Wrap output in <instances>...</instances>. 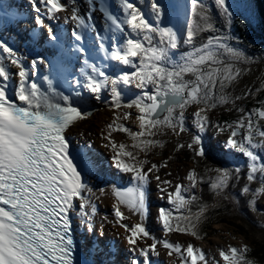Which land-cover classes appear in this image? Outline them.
I'll list each match as a JSON object with an SVG mask.
<instances>
[{"label":"snow or ice","instance_id":"1","mask_svg":"<svg viewBox=\"0 0 264 264\" xmlns=\"http://www.w3.org/2000/svg\"><path fill=\"white\" fill-rule=\"evenodd\" d=\"M241 6L242 27L254 19L264 26V9L257 14L252 0H0V264H81L78 241L87 247L104 236L96 220L105 196L112 219L102 221L122 230L123 264H154L161 248L170 264H254L246 243L205 253L169 238H203L219 207L202 202L203 186L218 202L264 215V76L258 86L243 83L257 58L232 34ZM248 99L251 108L240 104ZM93 101L111 113L98 138L125 184L90 183L95 162L75 142L92 111L102 110ZM218 108L237 118L214 121ZM209 130L241 155L240 165L198 171L215 151L206 145ZM166 146L191 154L181 182L160 176L173 155L152 159ZM153 182L164 201L154 228Z\"/></svg>","mask_w":264,"mask_h":264},{"label":"trees","instance_id":"2","mask_svg":"<svg viewBox=\"0 0 264 264\" xmlns=\"http://www.w3.org/2000/svg\"><path fill=\"white\" fill-rule=\"evenodd\" d=\"M256 7H257V14H259L260 10L264 9V0H256ZM230 2L240 5V0H230ZM238 12L240 13V16L237 17L236 22L233 25L232 28V34L234 37H237L239 39L240 46L248 52V55L254 56V57H264V26H261L259 23V20H253L250 27H242L239 23V20L243 17V12L241 7H238ZM219 27V25H217ZM207 34H205L206 37ZM256 63H258L261 66L255 65L252 74L249 77H252L250 79H245L248 83V85H254L257 86L260 83V77L264 76L263 74L258 75L260 73V70H263L264 63H260L257 59ZM254 63V64H256ZM253 64V65H254ZM263 66V67H262ZM243 105L246 108H251L254 106V103L251 99L242 101ZM218 112L217 117L214 118V121L223 122L225 120H234L237 118V113H229L225 111L222 108H218L216 110ZM223 136L217 137L211 130L206 134L207 140L210 139H225L220 138ZM208 142V141H206ZM174 159L172 160V164H181V162H184L185 164L191 163V154L190 153H174ZM242 163V157L239 153H232V155L228 156L226 153L220 154L217 151H213L210 153L209 158L205 160H201L198 171L203 173L206 168H214V167H233L238 166ZM172 164L169 163V166ZM192 164V163H191ZM207 183V176L205 177V184ZM240 183V182H239ZM238 191L239 187H231ZM236 191V192H237ZM199 196L202 199V202L213 204V203H219V207L217 209H212L209 212L210 219L202 225L201 228V234L202 239L199 241H204L205 239H208L211 236V231L214 230V227L219 224H227L230 227H235L237 229V234L242 235L244 238H249L250 231L253 233H264V226H261L257 224L256 222L251 221L250 219L243 216L242 211L240 210V207L238 206V210H233L234 208L231 207V204L228 201L218 202L214 199L213 193L206 187L203 186V190L199 193ZM195 210V208H193ZM235 212V213H234ZM235 214V216L233 215ZM236 221H243L244 223L242 225L236 224ZM249 228V229H246ZM250 253H249V259L254 261V264H264V242L262 241H256L252 240L249 244Z\"/></svg>","mask_w":264,"mask_h":264},{"label":"rangeland","instance_id":"3","mask_svg":"<svg viewBox=\"0 0 264 264\" xmlns=\"http://www.w3.org/2000/svg\"><path fill=\"white\" fill-rule=\"evenodd\" d=\"M252 3L254 4L253 0H252ZM246 53L248 54V52H246ZM257 59L260 60L259 57ZM255 65L261 66L258 63L250 66L251 71H250V73H246L245 74V77H244V80H243L244 84H246V85L250 84L245 79H248V77L252 74V70H253ZM262 69L263 70H260V73L258 75H261V74L264 75V68H262ZM249 78L252 79L253 76L249 77ZM240 104L242 106H244L242 101L240 102ZM96 105H97V107H104L103 105H99V104H96ZM217 114H218V112H216V110H215V112L212 114V119L216 118ZM105 115H106V118H105L103 127L107 123H109L110 120H111V113L106 111ZM95 121H96L95 123L98 126V123H97L96 119H95ZM126 125L134 127V125H132L131 121L126 122ZM95 128L94 129L93 128L86 129V133L87 134L85 136L79 137L78 140L75 143H78V144L85 143V144L90 145V142H91V144L94 147H96L99 150L101 149V150L104 151V153H106L105 158H106V160H108L107 158L110 157L111 153L109 151L105 150L101 146L102 145V141L98 138L99 134H100V130L102 128H98V127L96 129ZM113 136H114V139L117 142L130 143V141H128L127 137L123 133H113ZM220 138H225V137L223 136V137H220ZM164 139L167 141L168 138L165 137ZM183 139L187 140V137L185 136V137H183ZM206 141H207V138H206ZM157 151H159V150H157ZM161 155H163L164 157H167L168 155H173V157L175 156V154L172 153V151H171V147L170 146H166L165 149L160 153V155H153L152 159L154 161H159L160 158H161ZM171 162L172 161H170L169 163L172 164ZM189 167H192L191 163L185 164L184 162H181V164L179 163L177 165L172 164L168 168L162 169L161 172H160V176H161L162 179H170V180H172L173 183L181 182L180 178H182L185 175V171ZM167 172H171L172 175L171 176H167L165 174ZM91 177H92V179L90 181L91 184L98 185L99 187H104V188L109 187V182L108 181H104L103 178L99 177L100 179H96L93 176H91ZM119 177L121 178V180L123 182V183L121 182L119 184H125L127 179H128V177L123 175V174L119 175ZM110 182H115V180H112ZM244 182L245 181L243 179H241L240 183L238 185H236V186L239 187ZM253 186H255V185H253ZM151 188L155 189V182H153V184L151 185ZM236 191L237 190L234 189V188H230L229 189L230 193H235ZM200 192L201 191H198L197 194L199 195ZM153 196L155 198H157V195L152 193V191H151V196L150 197L154 198ZM97 203H98V212H99V216L97 217V220H96V228H97V230H99V227H100L101 223H104V236H103V238L106 239L107 241L111 242L112 244H116L117 248H119L120 251H124V246L121 244V242L119 240V236L117 235L118 231L122 232V230L113 229L109 224H107L106 222L102 221V217L105 216V215H108L109 219H112V217L110 215L111 203H112L110 197L109 196H105L102 199V201H98ZM163 204H164V201H163ZM230 204H231V207L234 208L233 210H238V206H239L240 210L242 211L243 216L248 218V220L250 219L251 221L256 222L257 224H259L261 226H264V215H261L259 212L253 213V212L247 211L244 207H242V205H239V204L235 205V206L232 203H230ZM157 208L158 207H157L156 203L151 205V209L153 210V212H152L151 216L147 220V224L149 225V227L154 228V217H155V215L157 213ZM234 213H233V215L235 216ZM243 223H244L243 221H241V222L236 221V224H238V225L239 224L242 225ZM246 229H249V228H246ZM211 233H212L211 236L208 239H205L204 241H197L194 238H191V237H189L187 235L180 234V233H173V235L171 234L172 236H170L169 238L171 240H173V241L181 243L182 245H186L187 243H192L194 246L200 247L205 253H215L217 246L227 247L229 244H231L233 246H240L242 243H246L249 246V244L251 243V241L253 239L256 240V241L258 240V241L264 242V233H260V232L259 233H256V232L253 233L252 231H250L249 238L247 239V238H244L242 235L237 234V229L235 227H230L227 224L216 225L214 227V230L211 231ZM155 234L157 236H161L162 235V233H160L158 231ZM232 237H235V239H233ZM160 252H161V255L158 258L161 259L162 261L164 259V261L166 263H168V262L170 263V259L171 258H169V257H167L165 255V250L161 248ZM153 258H157V257H153Z\"/></svg>","mask_w":264,"mask_h":264},{"label":"bare ground","instance_id":"4","mask_svg":"<svg viewBox=\"0 0 264 264\" xmlns=\"http://www.w3.org/2000/svg\"><path fill=\"white\" fill-rule=\"evenodd\" d=\"M40 49H42V48H40ZM42 51L44 52V49H42ZM91 106L93 107V109H95V108H101L102 110L101 111H95V110L92 111V114L89 117V123L85 126V129H83L84 131H86V129H89V128H93L94 129L97 126V124L95 123L96 122L95 119L97 120V123H98V126L97 127L98 128H103L104 121H105V118H106V115H105L106 111L103 110L104 107H97V105L95 104V102H93V103L91 102ZM101 152L104 154V158H105V155L106 154L104 153L103 150H101ZM94 156H95V154H94ZM84 244L86 245V241L85 240H84ZM95 246H97V243L96 244H93L91 242V244H89L87 247L93 248ZM93 250H95V248H93ZM93 258L96 261V263L103 262V264H108V261H109V257H107V256L105 257L104 252H102V251H97L96 253H94L93 254ZM117 264H120V263H117Z\"/></svg>","mask_w":264,"mask_h":264}]
</instances>
